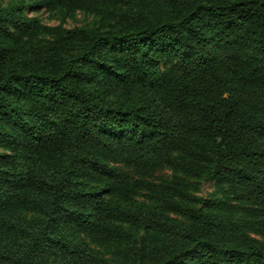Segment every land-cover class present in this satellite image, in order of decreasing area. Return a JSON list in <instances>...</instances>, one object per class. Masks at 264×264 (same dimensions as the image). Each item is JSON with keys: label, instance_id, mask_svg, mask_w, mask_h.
I'll return each instance as SVG.
<instances>
[{"label": "trees", "instance_id": "trees-1", "mask_svg": "<svg viewBox=\"0 0 264 264\" xmlns=\"http://www.w3.org/2000/svg\"><path fill=\"white\" fill-rule=\"evenodd\" d=\"M0 264H264V0H0Z\"/></svg>", "mask_w": 264, "mask_h": 264}, {"label": "rangeland", "instance_id": "rangeland-1", "mask_svg": "<svg viewBox=\"0 0 264 264\" xmlns=\"http://www.w3.org/2000/svg\"><path fill=\"white\" fill-rule=\"evenodd\" d=\"M28 16H36L41 22L46 24H57L60 22V18L56 15H53L49 11H47L44 7H31L27 10ZM91 19V15L84 14L83 12L77 11L72 17H67L63 24L65 26H74L80 25L88 20ZM170 170L168 168H162L161 170L157 171L155 176H161L168 174ZM197 191L196 194L200 196H207L209 192L214 189V181L211 179L208 180H200L196 183ZM99 247V246H97ZM101 248V247H99ZM104 249V248H101Z\"/></svg>", "mask_w": 264, "mask_h": 264}]
</instances>
